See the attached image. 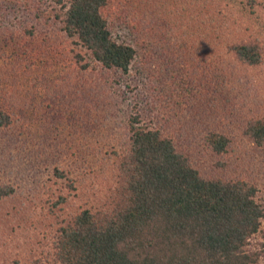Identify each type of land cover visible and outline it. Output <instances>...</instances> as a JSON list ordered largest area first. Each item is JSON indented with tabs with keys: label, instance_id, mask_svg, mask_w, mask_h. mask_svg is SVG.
Masks as SVG:
<instances>
[{
	"label": "trees",
	"instance_id": "16d2710c",
	"mask_svg": "<svg viewBox=\"0 0 264 264\" xmlns=\"http://www.w3.org/2000/svg\"><path fill=\"white\" fill-rule=\"evenodd\" d=\"M262 7L264 0H0V201L20 197L23 209L38 194L46 205L41 167L69 151L65 163L73 160L96 194H77L73 180L76 205L67 209L87 196L91 208L69 219L51 214L59 264L264 261V120L249 116L242 130L217 127L190 143L152 114L143 119L136 103L144 88L159 90L157 67L187 69V62L206 66L197 74L200 90L231 102L227 61L230 77L264 73V36L246 25ZM228 55L233 61L220 60ZM203 117L205 133L217 119ZM72 121L98 138L74 149L68 134L64 147ZM102 141L113 144L109 155ZM27 176L32 186L23 188ZM57 198L53 207L68 204ZM25 210L0 222L15 231L34 217Z\"/></svg>",
	"mask_w": 264,
	"mask_h": 264
},
{
	"label": "rangeland",
	"instance_id": "374dc122",
	"mask_svg": "<svg viewBox=\"0 0 264 264\" xmlns=\"http://www.w3.org/2000/svg\"><path fill=\"white\" fill-rule=\"evenodd\" d=\"M263 12L264 7L259 11L258 8L254 9V13L250 17L251 22L246 24L248 32L264 36ZM240 38H245V34L241 33ZM224 57H229L233 61L235 56H222L220 60ZM56 60L57 63H61L63 67L68 68L63 58L59 56ZM183 61H186V59L183 58ZM203 67L206 66L200 62L192 63L191 66L187 62V69L180 65L174 69L175 71L171 67L169 69L157 67L158 74L154 77V83L156 87H160L159 90L154 91L152 89L153 86H149L144 88L148 93L143 94L141 91L137 93L136 103L139 104V108L144 114L143 119H148L150 117L149 114H152L155 122L162 126H173L174 134L179 132L181 136L188 138L187 141L193 140L197 142L202 139L203 135L208 134L211 130H216L217 127L242 130L241 128L248 125L249 116L264 120V73L260 76H255L251 70L245 69L242 75L240 73L230 77L228 74L232 72V62L227 61L224 71L227 72L226 77L233 80V83L229 85L232 100L228 102V99L215 91L208 93V91L199 89L200 81L197 80V74L203 72ZM211 69L209 67V70ZM40 75H37L38 79ZM148 77L152 79L150 75ZM190 79L191 82H189ZM226 91L223 92L225 93ZM47 94L53 96L59 93ZM70 95H72L71 92L68 93V96ZM57 98L59 97H55V99ZM178 105L184 108L177 112ZM228 109L229 112H225ZM197 110L202 111V113L205 112L204 114H208L210 118L217 119V121L210 123V127L208 130L206 129L205 133H203L205 131L203 130L205 124L203 120L206 117H203L204 114L202 113L197 114ZM131 111V107L127 109L128 114ZM179 112L182 113V116L178 114ZM214 123L217 125L215 126ZM71 124L73 128H67L66 125L65 134L60 138V140L64 141L62 144L64 147L72 142L68 134L72 135L74 140L72 147L74 149L76 147L75 144L82 138H88L86 141L90 140V138L92 141L98 138V135L88 136L84 133L80 124H75L73 121ZM150 125H152V120ZM98 130L101 133L103 129L100 128ZM101 148L106 152V155H109L108 152L114 147L113 144L102 141ZM206 153L208 152L205 151L204 154ZM70 154L71 151L65 152L62 157L49 155L48 160H45L41 167L45 169V173L41 171V178L47 182L48 186L50 185L46 205L44 203L46 197L43 198L38 194H32V202L29 201L24 206V210L21 207L22 200L20 197L11 195L0 201V215L4 219L6 218L5 216L14 211L16 213L27 212L28 210H25V208H31L33 219L35 218L33 226L30 224L33 223V219L31 220L30 217L28 221L20 222L19 228H16L15 231L9 230L8 225H3L4 223L0 222V264H59L55 260V254L58 252L55 245L59 242V238L56 236V227H52L55 221L53 217L51 218V214L56 213L61 220L64 217L69 219L82 212V209L79 208H91L89 203H87V196L83 198L84 204L82 206L78 205L77 207H71V210L67 209L70 203L76 205L73 201L77 194L93 197L96 195H93V192L91 193L90 191L92 187L91 180L84 181L76 175L77 169L73 165L75 162L71 159V163H65L70 161ZM262 156L264 157L263 154ZM257 164L253 168H256ZM15 168L17 169L16 166ZM56 169L63 170L67 176L63 178L56 177ZM30 177L20 178L23 188L32 186ZM73 180H76L78 184L77 194L72 187ZM57 195L64 196L68 200V204L62 209L53 207V204L58 200ZM62 212H66V214L62 216ZM261 258L260 260H263V257ZM260 262V264H264V261Z\"/></svg>",
	"mask_w": 264,
	"mask_h": 264
}]
</instances>
